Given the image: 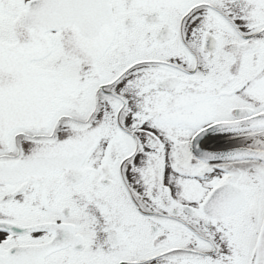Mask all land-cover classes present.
<instances>
[{
  "label": "snow or ice",
  "instance_id": "1",
  "mask_svg": "<svg viewBox=\"0 0 264 264\" xmlns=\"http://www.w3.org/2000/svg\"><path fill=\"white\" fill-rule=\"evenodd\" d=\"M0 264H264V0H0Z\"/></svg>",
  "mask_w": 264,
  "mask_h": 264
}]
</instances>
